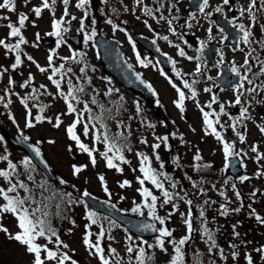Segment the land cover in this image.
Returning <instances> with one entry per match:
<instances>
[{"label":"rangeland","instance_id":"1","mask_svg":"<svg viewBox=\"0 0 264 264\" xmlns=\"http://www.w3.org/2000/svg\"><path fill=\"white\" fill-rule=\"evenodd\" d=\"M2 2V0H0ZM249 0H240L242 6H246ZM40 5V0H31V2L24 6V0H16V12L9 13L7 10H0V15L9 16L10 21L15 23L17 21V15L20 12H24L29 16V21L26 22V28L23 30V34L30 41H34L35 33L39 32L42 38H51L45 35L46 32L51 31V14L46 10L42 13L40 18H36L31 9L35 6ZM62 16L61 11L56 8V17ZM82 17L79 16V19ZM78 19V21H79ZM35 20L36 26L33 27L31 21ZM78 21L69 26L70 31L64 34L65 44L61 45L57 49L58 57H68L71 55L72 51L84 53L83 64L75 63L69 61L65 63V68L71 67L75 75H70L73 85L82 84L85 91L84 93H78L79 99L82 102H88L89 107L92 108L94 116L101 115L100 108L98 105H103L104 109L111 110L110 117L109 113L105 112L104 123L107 125L109 130V135H115L118 132L123 131L127 137V144L125 146L124 155L125 158L130 161V164H122L119 161H115L122 168V172H118L116 169H108L106 162L100 156V153L105 151V145L94 144L92 138V132H89L88 137L82 135L83 124L78 125L77 134L81 136L82 142H84L89 147H95L98 149L96 153L97 165L95 167L91 166L90 158L86 153L79 152L74 145V142L70 141L66 135V127L74 120L73 115H62L61 119L63 124L59 129H54L52 125L44 123L37 125L33 129H28L25 127V109L20 104L19 98L13 94L11 96L12 103L7 109L0 104V136L4 137V143H0V155H9V159L13 163H17L23 160L26 156L20 150L10 147L6 142V134H12L18 138L19 132L9 118V113L16 118L20 129L23 130L24 134L30 137V142L36 145L37 141H41L39 148L41 154L47 161L51 171L57 178V183L60 178L67 181L64 185L61 193L65 194L64 199L54 198L55 203L60 204V209L65 211L64 214H56L57 209L55 208V203H51L48 208L52 215L49 217L52 227L56 230L57 234L60 236L64 243L69 245V249L63 250L68 251L72 259L77 261V264H99L97 258L91 256L89 251L83 244V237L86 231H91L93 233V241L100 231V225L103 224L105 228V237L101 241V246L105 248L106 254L109 249L115 248L119 257L122 258V264H127L128 256L126 252V237L132 235L124 226L116 223L118 227H109V222L111 220L101 217L97 214L98 223L92 225L91 228L87 226L90 221L86 219L87 212L93 211L88 205L85 207V203H72L68 204L67 193L72 194L73 200L82 199V193L88 191L91 195L99 198L103 201H108V196L103 190V186L99 181L98 177L103 175L105 178V183L108 186L109 192L112 193L110 203L115 204L118 209L122 212L140 216L131 212V208L134 206L133 202L142 203L143 197L140 196L137 191L140 188L137 177L143 178L142 173L139 171V158L137 157V152H143L147 154L152 159V167L158 171L167 173L172 181L177 183V187L172 189L170 187V182L164 181L165 188L172 192L178 193L179 196H184L186 199H191L193 204L191 206L192 221H193V234L192 239L184 246L185 252V264H210V262L215 259L216 264H246L243 256L247 252H251L254 257V264H264V259L260 258V255L254 251L258 247L264 246V225L255 219V215H260L264 217V175L255 174L251 179L250 176L252 172L248 169L252 165L248 166V169L244 171L243 176H248L247 181H241V177L238 179H232L227 177L225 174V159L221 149L222 144L215 139L214 136L205 135L204 125L202 120V114L199 111L198 106L194 104L185 103V112L180 113L179 110L174 106L173 101L176 99V93L168 85L167 79L163 76L157 79L154 86L158 92L157 98L159 105L155 107H150L141 96L136 93H131L120 88L118 83L112 79L110 76L102 72V67L99 64L100 55L96 50L95 43L89 41L85 44L84 34L82 38V48L80 50L76 49L67 39L68 35L76 34L79 28ZM7 22L0 20V38H4L8 29L6 27ZM93 25H88L85 28L86 32H91ZM54 38V37H53ZM9 43L14 42L9 39ZM23 51L32 55L34 59L37 60L42 66L46 65V56L50 50L56 49L55 45L48 47L41 43L39 48L31 47L29 45L22 46ZM24 58V64L21 68L17 69L15 72H9L5 74L3 80H0V95H4V90L7 86L8 77L11 76L15 81L16 85L11 90L13 93H19V95L26 96L29 94L31 87L35 86L39 88V85L44 84L47 86L48 91L56 95V89L47 80V76L50 73H40L34 65ZM14 60L13 54H6L5 50L0 48V65L8 67ZM64 63V61L55 58L56 66ZM87 65L86 77L91 79V84L87 82V78L82 76L80 69ZM94 69V71H93ZM22 73V74H21ZM34 77V85H30L28 89H23L19 85L23 83L28 75ZM81 76L80 81H77L76 77ZM59 78V77H57ZM68 77H65V82L62 83V88L67 91V81ZM111 81L109 84L108 81ZM109 88L113 89L112 95L106 96L105 93ZM119 90L122 93L124 99L123 104L116 103L115 101V91ZM42 91V90H41ZM97 92L99 93L97 95ZM93 95H96L97 105H92L90 99ZM114 96V97H113ZM121 97L119 100H121ZM235 96L233 94H226L225 99H229ZM139 101L142 112L138 116L135 112L134 102ZM50 105V107L45 108L44 115L55 120V117L63 112H66V105L64 101L56 97L55 100L47 94L40 95L38 100H30L29 107L32 108L33 114H39L38 108L40 106ZM78 111L82 110L83 103L74 104ZM131 118V119H130ZM84 120L88 121V114H84ZM141 120L145 123H141ZM163 121L166 125L171 124L169 131L168 125L165 127L161 124ZM120 122L125 125L124 128H118L117 123ZM147 122L156 124L155 129H150L146 126ZM174 122V123H173ZM130 126L131 134H128V128ZM179 126V127H178ZM172 128H174L175 138L177 141L173 140L171 135L173 134ZM195 131H192V129ZM242 130V127H241ZM247 133V132H246ZM169 136L168 144H161L160 149L156 150L161 157V161L164 164V168H159V163L154 158L153 150L151 145L156 143L155 136ZM255 135V133H254ZM180 136L184 137V140L179 139ZM229 137V136H228ZM262 137V134H259ZM146 138L148 141L147 145L141 144L139 141ZM227 140V136L224 137ZM49 140H54L55 144H49ZM238 140V138H237ZM250 140H254L249 133L246 134V140L244 144L249 145ZM239 142V140H238ZM240 143V142H239ZM176 145V150L173 152L172 145ZM69 145L73 146V151L68 152L67 148ZM130 147L131 151H127ZM197 151L201 155V161H195L194 156ZM246 152V157H252L250 149L243 151ZM111 155V153H109ZM178 159V164L174 162ZM182 161L188 165H205L210 164L209 171L215 176L212 182L199 183L195 179H189L188 176L182 174ZM6 161H0V169L6 168ZM88 165L86 170L82 172L79 177L72 175L71 165ZM186 165V164H185ZM212 169V170H211ZM20 175L19 179L23 180L30 188L34 190L35 195L39 198L40 190L37 187L40 183H45L51 188L54 187L47 183L49 181L35 168L31 173L34 177V182L28 181L26 179L27 173L22 168L19 169ZM264 173V172H260ZM163 179V178H161ZM124 180H128L131 183V187L120 188L119 184ZM227 181V183H225ZM51 183V182H50ZM193 183L196 187H193ZM53 184V183H52ZM235 185V189L233 188ZM0 186H6V181L0 178ZM215 186V187H213ZM144 187L148 188L149 191L158 197L157 200V214L165 219V225L169 230L173 231V236L168 239H180L186 235V225L184 224V219L189 211V206L179 198H174L173 202L169 204H163V196L160 190L156 189L149 181L145 182ZM203 189V194L201 192ZM257 189V190H254ZM239 191L241 194V199H237L235 192ZM256 192L253 196L252 193ZM221 192L224 195H221ZM21 195H26L21 191ZM48 196L47 192L44 193ZM227 197V199H225ZM248 199L256 201L255 204H249ZM207 200L210 203L204 204ZM215 201V203H211ZM243 203V207L237 213L232 211V209L238 208ZM261 203V205H260ZM64 204L65 208L61 205ZM173 204L178 205V208H173ZM227 205L229 208V213L226 216L220 214V206ZM203 207L205 212V218L207 220V227L213 232L214 238L217 244L224 248L225 254L229 256L227 261L221 260L218 255L210 256L207 248L208 245L205 243V238L201 235V221L199 218L200 208ZM255 210V215L252 214V210ZM145 215H148L147 209H142ZM171 213V215H169ZM183 214V215H182ZM150 217V216H149ZM74 222V223H73ZM157 228L162 227L158 221H154ZM5 227L13 233L17 231L15 227L14 218L11 215H5L2 221ZM233 225L236 226L235 230L239 232V238L233 236ZM111 236L112 239L108 237ZM133 239L138 243L140 239L132 235ZM157 238V237H156ZM156 238L144 239L149 243H154ZM41 244H46L47 241L41 238L38 240ZM229 244H236L239 249L241 256L237 261L231 259V249L228 247ZM48 247L53 248L54 245L49 244ZM168 254L161 253L158 249L148 250L146 252L149 255H153L152 264H169L170 255L172 254V247L167 243ZM199 253V255H197ZM31 257L25 253V250L17 242L9 240L7 236L0 232V264H29Z\"/></svg>","mask_w":264,"mask_h":264},{"label":"snow or ice","instance_id":"2","mask_svg":"<svg viewBox=\"0 0 264 264\" xmlns=\"http://www.w3.org/2000/svg\"><path fill=\"white\" fill-rule=\"evenodd\" d=\"M31 2V0H24V6L27 7V5ZM103 3H107L108 0H102ZM137 6L143 5V0H135ZM159 3V0H157ZM60 3L63 5V14L59 18L56 17V5L57 0H40V5L35 6L31 9V11L34 13V16L36 18H40L42 16V13H44L46 10L51 14V31H48L45 33V35L49 37H54L56 39V49L50 50L49 53L46 56V65L42 66L39 62H37L36 59L32 55H29L27 52L23 51L22 46L29 45L31 43V47L33 48H39L40 46V40L41 35L39 32L35 33V39L34 41L30 42L25 35L23 34V30L26 28V22L29 21V16L24 13L20 12L17 15V21L15 23L8 22L10 21L9 16H3L0 15V20L6 21V27L8 29L6 35L4 38H0V48L4 49L6 54H13L14 60L13 62L8 66L5 67L3 65H0V80H3V77L5 74L11 72L17 71V69L21 68V66L24 64V58L26 57L27 61L30 62L32 65L36 67V69L40 73H50L47 76V80L51 82V84L56 89V95L53 96L51 92L48 91V88L46 85L41 84L39 85V88L33 86L30 89V92L26 96H20L19 93H13L11 90L15 87L16 81L9 76L7 86L4 90V95H0V104H3V107L7 109L9 105L12 103L11 96L15 94L19 98L20 104L24 107L25 111V127L28 129H33L37 127V125L40 124H50L54 129H59L62 124L63 120L61 119L62 115H73L74 120L66 127V135L68 139L72 142H74L75 148L81 152L86 153L87 156L90 158L91 166L95 167L97 165V159L96 153L98 149L95 147H89L81 140V136L77 134V127L78 125L83 124L82 129V135L84 137L89 136V132H92V138L94 141V144H104L106 150L100 153V156L103 158V160L106 162V166L108 169H116L118 172H122V168L119 167L115 161H119L122 164H130V161H128L125 158L124 150L125 146L127 144V137L125 136L124 132H118L115 135H109V130L107 128V125L104 123V113L108 112L109 117L111 110L104 109L103 105H98L101 111V115L94 116L92 112V108L89 107L88 102H82L79 99L78 93H84L85 89L82 86V84L73 85V81L69 74L75 75L73 72V69L71 67L65 68V63L72 61L75 63L83 64L84 61V53L75 52L72 51L71 55L68 57H58L57 55V49L60 48L61 45L65 44L66 41L64 39V34L70 31V25L73 21H77V17L75 15H72L69 11V4L70 0H60ZM209 0H202V3L199 4V12L204 13L205 9L208 8ZM224 6H229V10H232V5L230 4V0H222V4L215 7L214 11L216 13H223ZM75 7L83 13L82 17L79 19V28L78 32H81L84 34V40L85 44H87L89 41H95V37L97 36V32L95 28L91 30V32H86V24L85 21L89 18V10L91 7V0H78V2L75 4ZM163 7V5H161ZM0 10H7L9 13L16 12V0H2L0 2ZM115 11V10H113ZM125 11H128L127 7H125ZM156 11H159L157 9ZM143 13L145 16H151L152 19L157 20H163L166 19V17L161 13L159 18H157L153 14L152 8L148 7L147 5L143 6ZM264 15V0H249L246 6H242L239 8V16L234 17L229 23L232 25L233 28L237 29L239 35L238 39L240 42H242L244 45L249 46L247 50L245 48H239L238 50L243 53L244 60L243 63L237 67L235 66V63H233V66L230 68V71L234 73L237 77L239 82L236 84L234 88L235 98L234 103L229 102V106H240V114L237 117H231L227 111H225L224 105H220L219 108V114L215 112H208L204 110V107H201L199 105V101H197V106L199 107V111L202 114V120L204 125V132L205 135H211L214 136L217 141H219L223 146V155L225 159V168L228 167V164L230 162L231 158H235L237 156H240L241 154L247 155L246 152H236L235 151V143H229L225 141L224 136L221 134L220 131H217L216 125L220 124V115H224L229 117L230 120H232V124L230 127L232 128V131L235 133L236 137L238 138L240 143H244L246 140V131L241 132L238 131V127L241 126V123L245 119H251L249 116V109L248 107H245L242 103V98L251 97L255 99L256 96L260 95V93H264V60L259 59L258 56H253V53L256 52V48L250 47V45L253 43V31L252 29L256 27L257 24V14ZM207 15L211 16L212 13H207ZM70 17V19H67ZM247 17L250 21V23L246 26L244 23H237L238 20H241L243 18ZM138 20L140 19L139 16L136 17ZM195 18V14H193V19ZM176 19L175 17H172L170 19H167V23L169 25V31L173 35H177L176 29L172 27L173 20ZM144 24L149 28L151 31V25L148 24V21H143ZM91 23L95 25L96 21L95 19H92ZM106 23L111 25L113 30L118 29V25L113 23L112 19H107ZM31 24L33 27L36 26L35 20L31 21ZM189 28L192 27V24L189 23L187 25ZM261 31L264 32V24L260 25ZM119 31H125L123 28H119ZM209 38L212 39L211 36L212 28H208ZM220 32L223 33V29H220ZM160 39H163L165 41H168L170 45L177 48L178 55L180 57H184L188 60H193L192 56H187L184 49L180 47V45L172 44V41L169 40L168 36L159 37ZM11 39L14 42L9 43L8 40ZM129 42H132L131 36L128 37ZM183 39V37H181ZM223 39H227L226 36L223 37ZM153 44L156 43L155 40L152 41ZM185 44H187V41H184ZM256 44H258L262 50H264V40H256ZM205 42L200 41V48L197 49L201 54L203 53V50L205 48ZM135 47V44L133 43V48ZM159 51V49H157ZM237 49H234V51ZM55 58H58L64 63L59 64V66H56L55 64ZM136 59L139 62V64L142 67H149L150 61L146 62L145 59H141L139 53L136 54ZM196 60H199L200 57L197 56L195 58ZM168 60L171 62L173 68L175 69L176 61L172 60L171 57H168ZM223 61V55L221 54V62ZM253 61H256V64H253ZM159 61H157V64ZM258 66L259 72L255 74V76L252 75V69L253 67ZM129 69L131 70V65H129ZM243 69V72L241 71ZM86 71H87V65L84 64L83 67H81L80 72L82 76L86 77ZM94 71V69H93ZM22 74V73H21ZM160 74L165 77V79L168 80V83L170 86L175 90L177 93V99L173 101L174 106L179 110L180 113L185 112V100L191 99L196 100L198 93L195 90V85L199 83V80L197 77L201 75V65L199 63L196 64L195 70L193 73H191L193 79L191 82L189 80L184 79V76L189 75L188 73H182L180 70L175 71L176 78L182 80L183 88L187 89L190 92V96H186L185 91L181 89V87H178L176 83L173 82L171 78L167 76L166 73L163 72V70H160ZM59 77V78H57ZM65 77H68L66 83H67V91H64L62 88V83L65 82ZM136 80L139 81L140 84L144 85V87L148 88L150 91H152L153 95H157L155 90L153 89L152 85L150 83H147L143 79H141L139 74H135ZM77 81H80L81 76L76 77ZM208 80H212L213 78L211 76L207 77ZM259 80L260 82L257 83L256 81ZM87 82L91 84V79L87 78ZM108 83L110 84L111 81L109 80ZM245 84L251 86L248 88H245ZM30 85H34V77L31 75V73L28 75V78L21 83L19 86L23 89H28ZM42 90V91H41ZM118 91V90H116ZM113 89L109 88L107 92L105 93L106 96L112 95ZM204 92H212L211 88H205ZM47 94L48 96H51L53 100L56 99L58 96L61 98L65 105H66V112H63L55 117V120H53L50 117H47L44 115L45 108L50 107V105L40 106L38 108L39 114L34 115L32 108L29 107V101L30 100H38L40 95ZM99 93L97 92V95ZM124 98L121 97V100ZM259 103H264V100L258 101ZM83 103L82 110L78 111L77 107L74 106V104H80ZM90 103L92 105H97V99L96 95H93L90 99ZM218 103V98L216 95H212L211 102H209L206 107L211 109L213 107V104ZM157 104L159 105V101H157ZM134 108L136 114L139 116L142 112L141 106L139 104V101L134 102ZM88 114V121L86 122L84 120V114ZM211 116H215V120L211 119ZM9 118L12 120V123L16 125L19 136L18 140L22 139L24 142H27L30 140V137L25 135L23 130L20 129L19 124L16 121V118L12 116L11 113H9ZM131 119V118H130ZM141 123H145V121L141 120ZM174 123V122H173ZM161 124L163 126H167L163 121H161ZM146 126L150 129H155L156 124H153L151 122H147ZM118 128H124L125 125L118 122L117 123ZM221 128L224 126L221 124ZM246 128V125L244 126ZM258 131L261 134H264V125H257L256 126ZM192 131H195L193 128ZM128 134H131L130 126L128 128ZM173 136L176 134L173 133ZM179 139L181 141L184 140L183 136H180ZM156 143L151 145V148L153 150L154 158L159 163V168L163 169L164 164L161 161L160 155L157 153L156 150L160 149L161 144H168L169 136H155ZM141 144L147 145L148 141L146 138H143L139 141ZM0 143H4V137L0 136ZM41 141H37L36 145H29L32 152L37 157H41V150L39 148V144ZM49 144H55L54 140H49ZM68 152L73 151V146L69 145L67 148ZM127 151H131V148L128 147ZM251 152L256 154L257 162L259 160H264V154H261L258 151V147L256 145H253L251 147ZM111 153V155H109ZM137 157L139 158V171L142 173L143 178L137 177L138 183L140 185V188L137 189L140 196L143 197L142 203H136L133 202L134 206L131 208V212L135 214H139L140 216L144 215V212L142 209H147L148 215L154 220L158 221L159 224L162 226L160 228H157L154 223H147L143 224L138 228V231L141 232H153L158 233V237L156 238L154 243H149L147 240L140 239L137 243L132 235H128L126 237V252L128 256L127 264H152L153 255H149L146 252V249L153 250L158 249L161 253L168 254V248L166 247V240L167 243L171 245L172 247V254L170 255L169 264H185V252H184V246L192 239V234L194 231L193 228V221H192V212H191V206L193 204V201L191 199H186L184 196H179L178 193H172L168 191L165 188L164 181L170 182V187L172 189H175L177 187V183L172 181V178L165 172L158 171L157 169L153 168L152 165V159L143 152H137ZM42 158V157H41ZM178 159L176 158L177 166ZM202 157L199 154V151H197L196 155L194 156L195 161H201ZM0 161H6V168L0 169V178H3L4 181H6V186H0V232L4 233L9 240L17 242L20 246H22L25 250V253L31 257V260L29 261V264H77V261L75 259H72V257L69 255L68 251H63L66 249H69V245L67 243H64L63 240H61L60 236L57 234L56 230L52 227L51 221L49 217L52 215V213L48 210L49 205L53 202L54 198L59 197L61 200L64 199L63 193H59L56 191H53L50 186L46 185L45 183H40L37 185V187L40 190L39 198L34 193V190L30 188L23 180L19 179L20 171L19 169L22 168L27 173L26 179L28 181L34 182V177L31 174L34 169L35 165H33L32 160L28 157H25L23 160L19 162V165L17 163H13L11 159H9V155H0ZM45 167L47 168L48 165L45 163ZM88 165H81L77 166L75 164L71 165V172L72 175L79 177V175L86 170ZM196 169L199 170L201 165L196 164ZM205 168L211 167L210 164L203 165ZM258 175H264V173H258ZM163 178V179H161ZM99 181L101 182L103 186L104 192L108 196V201H105V203L110 204L112 193L109 192L108 186L105 183V178L103 175L98 177ZM189 179H191L189 177ZM241 181H247L249 179L248 176H243L240 178ZM149 181L152 185L155 186L156 189L160 190L163 196V204H169L173 202L174 198H179L181 200H184V202L189 206V211L187 213L186 218L184 219V224L186 225V235H184L180 239H168L173 236V231L169 230L168 227L165 225V219L160 217L157 214V200L158 197L156 195H153L151 191H149L148 188L144 187L145 182ZM59 183L61 185H66L67 181L63 178L59 179ZM227 183V181H225ZM120 188L125 187H131V183L128 180H124L119 184ZM193 187H196V184L193 183ZM215 187V186H213ZM233 188L235 189V185H233ZM21 191L25 193L26 195L22 196ZM48 192L49 195L45 196L44 193ZM201 192L203 194V189H201ZM68 197L67 203H85L83 199L80 200H73L72 194L67 193ZM90 193L88 191H84L82 193V197H90ZM221 195L223 196L224 193L221 192ZM235 195L237 199H241V194L239 191L235 192ZM253 196L256 195V192L254 191L252 193ZM227 199V197H225ZM210 203L209 201L205 200L204 204L207 205ZM211 203H215V201H211ZM55 208L57 209V215H59V209L60 204L55 203ZM110 206L115 209V204H110ZM85 207H87V204L85 203ZM243 207V203L241 202V206L235 209H232L234 212H239L241 208ZM173 208H178V205L173 204ZM229 208L227 205H221L220 206V214L223 216L228 215ZM252 214L255 215V210H252ZM5 215H11L14 218L15 221V227L17 231L15 233L11 232L8 227H5L2 223L3 217ZM171 215V213L169 214ZM183 215V214H182ZM199 218L201 221V235L203 238H205V243L208 245L207 251L210 256H216L218 255L221 260L227 261L229 256L225 254L224 248L220 247L216 239L214 238L213 232L207 227V220L205 218V212L203 207L200 208L199 211ZM86 219L90 221V224L87 226L88 228H91L92 225H96L98 223V217L97 214L93 211L87 212ZM255 219L260 222L262 225H264V217H261L260 215H255ZM74 223V222H73ZM116 226V222L114 220H111L109 222V227ZM236 226L233 225V236L236 238H239V232L235 230ZM93 233L91 231H86L84 237H83V244L86 247V249L89 251V254L95 258L98 259L99 264H122V258L119 257V254L117 253L115 248L109 247L107 254L105 251V248L101 246V241L105 237V228L103 224L100 225V231L98 236L96 237L95 241L92 239ZM43 238L47 241L46 244H41L38 242ZM109 239H112L111 236L108 237ZM49 244L54 245L53 248L48 247ZM228 247L232 250L230 255L231 259L233 261H237L241 253L239 249L237 248L236 244H229ZM256 253L260 255L261 259H264V246L258 247L254 249ZM199 255V253H197ZM243 259L246 261V264H254V257L251 252H247L244 254ZM197 264H200V261H197ZM210 264H216L215 259H213Z\"/></svg>","mask_w":264,"mask_h":264},{"label":"flooded vegetation","instance_id":"3","mask_svg":"<svg viewBox=\"0 0 264 264\" xmlns=\"http://www.w3.org/2000/svg\"><path fill=\"white\" fill-rule=\"evenodd\" d=\"M78 0H70L69 11L72 15L77 17L83 13L81 10L75 7ZM202 0H143V5L137 6L135 0H108L105 4L102 0H91V7L89 10V18L85 21V24H92V19H95L94 25L96 31L105 33V36L111 40L116 41L124 50L126 57L133 64V66L142 74L145 80L154 86L157 82L158 77H161L160 70L164 69L166 64L161 63L159 57H171L172 60L176 61L175 69L170 62L171 69L169 76L178 87H181L185 91L186 96H190V92L183 88L182 80L176 78L175 71L178 69L182 73H188L189 75L184 76V79H193L191 73L194 72L196 64L201 65V75L197 77L199 83L194 87L198 93L196 100L186 99L185 102L188 104H194L204 107L205 111L210 113L215 112L219 114L220 105H224L225 111L229 113L231 117H237L240 114V106H229V102L234 103V97L225 99L226 94H233L236 84L239 82L238 77L230 71V68L235 63V66L239 67L244 60V55L238 49L247 48L249 46L244 45L238 39L240 33L237 29L233 28L229 23L234 17L239 16V8L242 7L240 0H230V4L233 6L232 10H229V6H224L223 13H216L215 7L222 4V0H209V7L205 9L204 13L199 12V4ZM147 5L152 8L153 14L159 18L161 13L166 19L157 20L152 19L151 16H145L143 13V6ZM163 5V7H161ZM127 7L128 11H125ZM56 8L63 14V5L60 0H57ZM159 9V11H156ZM115 10V11H113ZM207 13H212L211 16ZM193 14L195 18L193 19ZM139 16L138 20L136 17ZM175 17L173 20L172 27L176 29L177 35H173L169 31V25L167 19ZM67 19H70L68 17ZM107 19H112L113 23L118 25L119 28L125 29V31L113 30L112 26L106 23ZM147 20L148 24L151 25V31L144 24L143 21ZM77 21H73L76 23ZM191 23L192 27L189 28L187 25ZM237 23H244L246 26L250 23L247 17L238 20ZM264 24V15L257 14L256 27L252 29L253 43L250 47L256 48V52L253 56H258L259 59L264 60V50L255 43L256 40H264V32L261 31L260 25ZM212 28L211 36L209 38L208 28ZM223 29V33L220 32ZM131 36L132 42H129L128 37ZM168 36L172 44H178L184 49L187 56H192L193 60H188L178 55V49L173 47L163 39L159 37ZM226 36L227 39H223ZM183 37V39H181ZM156 43L153 44L152 41ZM187 41V44L184 41ZM200 41L205 42V48L201 54L197 49L200 48ZM133 43L135 47L133 48ZM159 49V51L157 50ZM234 49H237L234 51ZM139 53L141 59H145L146 62L150 61L149 67H142L136 59V54ZM221 54L223 55V61L221 62ZM199 56L200 59L195 58ZM157 61L159 63L157 64ZM256 64V61H253ZM243 72V69H241ZM259 72V67L255 66L252 69V75L255 76ZM228 75V81L224 82L228 88H223L220 78L222 75ZM211 76L213 79L208 80L207 77ZM264 79V78H261ZM257 83L260 81L257 80ZM251 87L245 84V88ZM205 88H211L212 92H204ZM212 95H216L218 103L213 104L211 109L207 108L206 105L211 102ZM264 100V93L256 96L255 99L251 97L242 98V103L249 109V116L251 119H245L242 121L241 126L238 127V131L247 132L254 139L250 140V144L239 143L235 133L232 131L230 125L232 120L229 117L220 115V124L216 125L217 131L221 134L229 136L231 142L235 143V151L241 152L250 149L253 145L258 147V151L264 154V139L258 137L259 131L257 125H264V103L258 101ZM211 119L215 120V116H211ZM224 127L221 128L220 125ZM246 125V128L244 127ZM242 127V130H241ZM255 133V135H254ZM223 152V148H222ZM252 157H246L241 154L238 158L241 161L243 170L252 165L248 170L262 171L264 172V160L257 162L256 154L252 153Z\"/></svg>","mask_w":264,"mask_h":264},{"label":"water","instance_id":"4","mask_svg":"<svg viewBox=\"0 0 264 264\" xmlns=\"http://www.w3.org/2000/svg\"><path fill=\"white\" fill-rule=\"evenodd\" d=\"M72 40L75 44L80 46L78 44L79 42L77 38H73ZM44 42L50 45L53 43V40H45ZM97 44H99L101 48L103 56L101 62L104 64V70L106 72H111L114 77L127 88L137 90L144 95L149 96L150 99H153L151 91L148 88L144 87V85L140 84L138 80L137 85L133 84L134 79H136L135 73L129 69V64H127L125 57H116L115 55H112V52L109 48L110 42H108V40L99 37V39L97 40ZM120 54L122 55L121 51ZM7 140L12 146L23 150L32 159L36 166L43 172V174L53 180V176L50 172L49 167H45L46 162L43 158L35 156L31 148L29 147V145L31 144H29L28 142H24L23 140L15 139L12 136H7ZM229 166L230 167L228 171L233 176L236 177L241 173V168L234 161V159L229 162ZM85 200L92 206L95 211L110 216L111 218L126 226L134 235L140 238H154L158 236V233H153L150 231H138V228L141 225L154 223L150 218L146 216L137 218L131 215L122 214L117 209H113L111 206L92 197H85Z\"/></svg>","mask_w":264,"mask_h":264}]
</instances>
